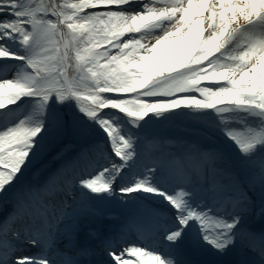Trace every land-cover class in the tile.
<instances>
[{"label":"snow or ice","instance_id":"obj_1","mask_svg":"<svg viewBox=\"0 0 264 264\" xmlns=\"http://www.w3.org/2000/svg\"><path fill=\"white\" fill-rule=\"evenodd\" d=\"M0 264H264V0H0Z\"/></svg>","mask_w":264,"mask_h":264}]
</instances>
